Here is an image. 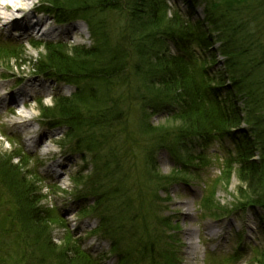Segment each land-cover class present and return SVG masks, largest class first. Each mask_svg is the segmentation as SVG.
I'll return each instance as SVG.
<instances>
[{
	"label": "trees",
	"instance_id": "trees-1",
	"mask_svg": "<svg viewBox=\"0 0 264 264\" xmlns=\"http://www.w3.org/2000/svg\"><path fill=\"white\" fill-rule=\"evenodd\" d=\"M201 1L205 6V26L202 21L185 20L176 12L168 15L164 0H97L98 8L104 9V17L114 12L118 16L117 25L122 24L116 30V40L106 31L105 20L99 34L102 51L98 55L95 48L86 51L94 61L78 62V55H84L81 51H73L75 54L70 56L55 48L48 49L49 60L53 62L51 68L58 73H79L83 77L87 74L93 81L101 80L102 87L97 84L100 96L92 89L89 91L90 88L79 87L72 98L57 102V110L53 108L58 123L68 128V136L87 133L83 138L86 146L97 145V150L102 151L101 160H108V164L100 166L103 168L100 195L112 185L122 181L125 184L127 162L118 154L131 155L141 141L151 139L154 149L165 143L179 150L194 136L196 145L203 149L216 138L221 141L229 137L226 151L233 153L237 164L241 202L264 206V0ZM51 4L56 10L61 7L57 0H51ZM168 40L175 46V54L165 48ZM214 40L221 42L219 50L226 56V69L217 73H212L208 64L213 56L209 46ZM121 43L138 57L136 67L130 66ZM191 45L198 50H190ZM72 75L77 82L78 77ZM130 76L142 79L146 87L145 92L134 94L139 103L134 108L138 114L141 106L146 108L139 116L126 114L128 109L118 110L114 105L115 87ZM127 94L122 97L126 98ZM157 112H166V124L161 129H151L148 114ZM242 124L246 127L240 128ZM140 135L145 137L141 140ZM194 147L188 149L191 161L196 159L190 154ZM139 154L137 150L133 155ZM151 154L146 167L140 166L135 158L130 160L143 181H137L131 190L125 188L109 202L108 212L120 214L128 227L120 226L115 220L109 228L100 225V229L112 236V248L119 251L123 262L130 258L137 263L180 264L174 245L176 238L171 232L174 228L170 221L155 215L151 203L158 201L157 188L152 186L162 183L151 168ZM142 156L144 162L146 156ZM113 165L115 170L110 173ZM146 182L151 183L145 186ZM245 191L251 195L245 196ZM144 197L148 200L149 214L137 220L124 216L123 211L114 207L120 199L124 205L129 199L128 203L141 206ZM133 209L130 206L127 212ZM136 229L142 231L133 232ZM36 248V253H40L38 261L47 260V251ZM21 250L31 256L28 247ZM13 255L11 247L5 251L0 247L2 264H11ZM260 262L264 263V252L260 254Z\"/></svg>",
	"mask_w": 264,
	"mask_h": 264
},
{
	"label": "rangeland",
	"instance_id": "rangeland-1",
	"mask_svg": "<svg viewBox=\"0 0 264 264\" xmlns=\"http://www.w3.org/2000/svg\"><path fill=\"white\" fill-rule=\"evenodd\" d=\"M85 2H95L96 0H84ZM35 4V2H33ZM44 18L50 22V26L53 24L49 20V16L43 15ZM101 16L98 13L96 16L95 22L100 24ZM142 23V21H141ZM77 24H82L79 22L67 23L63 27H60V30H67L71 26H76ZM84 26V25H83ZM81 26L79 29L78 37L66 38L68 44L66 48H60V52L70 51V47L73 44H88L89 36L86 27ZM17 28L11 29V32H1L0 38H10L13 41L21 44L23 46V53L19 54L16 59L9 60L6 59L7 66L11 67L10 72L4 71L0 68V74H7V77H0V93L6 95V99L9 98L14 93H21V89H24L25 78L34 77L37 78L38 83L41 86L46 87V95L49 97L44 100L45 106L51 107L54 104V101L50 99V96L55 93L54 90L64 92L65 95H68L72 90V87L68 85H58L55 80H50L45 77H41L39 74L35 73L33 59L40 55L41 58L45 57V50H35L28 46L27 39L23 37L21 31L16 30ZM43 34L41 31L33 34V38L43 40ZM140 41H138L139 44ZM151 57V53L149 54ZM48 58V57H47ZM32 59V60H31ZM89 62V61H87ZM23 75V80L20 81L19 76ZM36 81V80H35ZM20 82V83H19ZM30 81L27 80V83ZM19 83V85H18ZM28 93L31 94L26 98L22 96V99L26 100L24 109L25 116H19L23 119L24 123L28 124L26 126L27 132L30 134V130L40 131L44 130L48 136L53 137V140L43 139L44 141L38 149H35L31 145L29 152H27V157L21 159L15 156L18 145L10 144L4 137L1 136L0 132V158L8 159L15 167L19 170H32L35 172V177L38 176V172L41 173L44 177L41 180L40 178H35L32 173V176H29L24 179L29 183H33V189L36 190L37 196L34 195V199L40 198V204L45 206H58L59 209L56 213L57 217L60 219L67 228H69L73 238L76 236L79 241L82 243V247L90 248L93 250L94 255L98 254L101 250L106 249V242L100 236L91 234L90 229H92L96 224V219L92 218H82L78 216L77 207L78 202L74 197L75 185L70 180V175L74 174L82 166L79 153H73L63 145L62 132L61 128H51L40 124V116L37 111V105L35 104V97L39 94L38 86L29 87L27 89ZM98 94V92H96ZM43 97V96H41ZM11 103L7 100H3L0 103V128H6L7 132L17 135L23 143L22 137L27 138L28 133L25 128L22 126L20 129H16V126L12 123L16 122V116L12 114L6 108ZM149 121L148 127L151 129H161L165 126L163 122V116L161 115H152L148 114ZM17 124V123H16ZM141 140L145 137L140 135ZM26 150L27 146L19 145ZM47 147V151H44V148ZM34 149V151H33ZM28 150V149H27ZM56 151H61L65 155L61 159H64V164L58 171L61 174L59 180H54L53 177L48 175V165L52 161L51 156ZM34 153V154H33ZM55 155L58 154L55 153ZM22 156V155H21ZM49 160L47 163H44L43 159ZM158 160L155 158V171L157 174H168L172 167V162L165 152L160 151L157 155ZM30 159V160H29ZM159 163V164H157ZM220 163L215 161L214 164L203 167L199 172L198 176L195 178H190L189 185H173L170 190L172 192V199L167 202V213L174 216L178 222L179 228L177 229L179 244H180V255L182 262L184 264H207V254L210 250L211 252H221L237 248L239 246H246L247 249L245 254L240 258V264H251L249 263V257L252 253V250L249 249L254 244H260V240H256L255 230L258 229L255 223V218L252 213H247L244 216L219 219V220H210L209 218H202L203 214L199 209V205L196 200L201 194L203 183L205 182L208 185L212 178L220 176ZM67 167V170L65 169ZM141 166L143 162L141 161ZM40 167V169H39ZM196 171V169H192ZM82 174V173H81ZM238 189V179L234 175V172L229 173L225 172L222 174L218 180L215 182L212 187V192L209 194L210 202H216V206L227 207L228 204H231L237 198V195L240 197L242 194L237 191ZM35 193V194H36ZM245 196H250V192L245 191ZM58 219V220H59ZM14 221L10 217V221ZM58 220L54 217L48 218L46 220H40L36 222L37 228L39 230L38 245L47 249L49 252L52 250L54 255L62 254L64 258H74L75 255L72 252L71 241L66 237L68 242L63 243V237L66 236L63 227L58 226ZM20 234L23 232L19 230ZM36 233L30 232V235ZM17 235V234H15ZM18 236V235H17ZM38 236V235H37ZM205 258V259H204ZM79 259V256H78Z\"/></svg>",
	"mask_w": 264,
	"mask_h": 264
},
{
	"label": "bare ground",
	"instance_id": "bare-ground-1",
	"mask_svg": "<svg viewBox=\"0 0 264 264\" xmlns=\"http://www.w3.org/2000/svg\"><path fill=\"white\" fill-rule=\"evenodd\" d=\"M34 0H0V30L1 31H10L13 27H16L20 30H22L25 34L28 33H38L42 26H44V30H47V21L42 16L37 15H31L33 11L32 4ZM75 28H77L75 26ZM54 34H60V30L55 31ZM67 36L73 37L77 34V31L74 29L72 30H66ZM121 49L127 53L130 66L132 68L137 66L138 57L133 53L131 49L127 47L124 43H121ZM24 82L26 83V79H24ZM8 99L10 100H16L14 95H11ZM16 126V129H19L20 126H28V124H24L23 121H18L17 124H14ZM80 137L83 139L86 136H88L87 133L80 132ZM42 136L43 139H50L53 140V137L48 136L47 133L44 130H41V132L38 130H30V138L34 140L36 136ZM44 142V141H43ZM221 146L223 148H228L230 146V139L229 137L222 138L221 140ZM39 146V144H37ZM44 151H47V147L44 148ZM48 152V151H47ZM57 153V155L52 158V162L50 164L49 173L56 179L59 180L61 177L60 172L58 171L59 168H61L64 164V159H61L64 153L61 151H56L53 154ZM233 165V157L231 156L229 158V161L227 163L220 165V176L226 172V170ZM66 167V166H65ZM67 170V167L65 168ZM218 176V178H220ZM107 218L115 219L119 221L120 226L127 228L128 224L124 222L125 220L122 218L119 214H105ZM128 230V229H126ZM40 262H42V259H39Z\"/></svg>",
	"mask_w": 264,
	"mask_h": 264
}]
</instances>
